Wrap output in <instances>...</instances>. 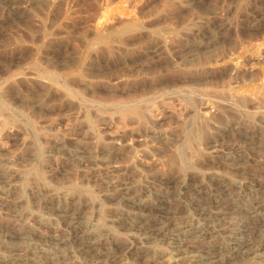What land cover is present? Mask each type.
<instances>
[{"label": "rangeland", "instance_id": "obj_1", "mask_svg": "<svg viewBox=\"0 0 264 264\" xmlns=\"http://www.w3.org/2000/svg\"><path fill=\"white\" fill-rule=\"evenodd\" d=\"M19 3L11 10L0 7V147L31 155L33 162L23 170L20 188L12 192L20 203L11 207L0 201V232L16 233L22 229L23 214L37 213L32 188L50 181L49 145L78 131L77 110L85 113L86 118L82 119L85 132L93 134L99 146L112 136L140 143L135 154L123 155L119 160L130 168L125 177L137 184L146 179L157 183L155 187L141 188L135 198L151 201L167 191L176 192L184 181L195 185L203 175L207 178L212 196L196 192L185 195L171 208L169 222L178 220L181 211L194 215L196 211L187 210L186 203H194L197 198L207 208L214 206L213 195L219 189L228 205L241 203L249 207L254 200H264V165L253 163L238 169L229 161L209 159V141L219 134L218 129L235 122L244 124L243 130L228 133L225 143L244 147L248 140L252 145L246 148L247 154L264 157L261 134L252 126L259 118V108L264 106V88H261L264 87V0H20ZM28 5L29 12L23 11ZM224 17L232 28L218 31ZM193 28L201 31L198 39L189 38ZM159 43H164L167 49L156 56L143 54ZM224 59H227L225 65L220 63ZM229 70H234V74ZM216 96L229 101L214 104ZM229 103L234 108L228 109ZM206 105L213 107L212 113L215 111L208 116H213L217 130L201 120ZM186 109L192 111L189 120L184 117ZM165 115L169 117L164 127L156 128L155 121ZM14 121L28 140V145L21 149L12 142L14 133L9 127ZM105 122L111 125L107 131L103 128ZM153 129L161 131V135L150 132ZM179 149L182 156L178 155ZM4 176L0 174V179ZM68 176L50 184L74 197L76 208L93 198L101 202L95 210L87 211L99 224L116 212L118 206L102 198L101 180L82 184L75 180L68 182ZM231 213L226 215L230 219L239 211L231 210ZM152 215L150 211V221L154 220ZM46 230L49 229L41 232L51 236L52 232ZM110 230L113 235L118 233L115 228ZM224 232L196 242L197 249L205 253L220 252L224 262L232 229L226 228ZM248 234L253 246L264 243L260 221L251 224ZM66 238L71 239V235L66 234ZM0 244H5L2 238ZM169 247L168 244L154 246L157 251L167 252ZM141 253L138 249V263L148 264L151 258L140 257ZM75 261L83 263L80 257Z\"/></svg>", "mask_w": 264, "mask_h": 264}, {"label": "bare ground", "instance_id": "obj_2", "mask_svg": "<svg viewBox=\"0 0 264 264\" xmlns=\"http://www.w3.org/2000/svg\"><path fill=\"white\" fill-rule=\"evenodd\" d=\"M19 2L20 0H11V2H8V0H0V7L11 10L17 5H20ZM187 5H189V3ZM29 7V5L24 7L23 11L29 12ZM220 21L222 27L218 26V31L232 28V24L228 21L227 17L221 18ZM189 35V38H197L201 35V31L200 29L193 28ZM165 48L167 49L164 43H159L152 48L146 49L143 54L146 56H156L164 51ZM220 63L223 65L227 64V59L220 61ZM229 71L233 72V74L235 72L234 70ZM256 91L258 90L256 89ZM240 92L246 93V91H242L241 89ZM210 96H212V94ZM223 97L220 98L218 96L214 104L220 105V103H222L221 101L224 99ZM255 97L256 96H254V98ZM263 100L261 101L263 102ZM224 101L229 100L225 99L223 103ZM230 104L231 103H229V105ZM254 105H256V103ZM208 106L206 105L202 109L204 112L202 115L200 114L201 118L203 117L201 120L208 121L210 126L217 130V127H215L216 122H213L215 120L211 119L213 116H208L209 113L213 114L215 111L213 110L214 112L212 113L213 107L211 108ZM221 106L218 107L222 108L225 104ZM231 106L232 105L225 107L229 109ZM75 112L79 121L77 123H80L78 131H74L66 138L50 141L51 144L47 152L49 158L47 164L48 179L50 181H56V179L59 177L61 178V176L69 175L68 178L70 180L68 182L75 180L82 184H87V182L90 181L94 182L96 180H101L104 184L101 191L102 198L109 204L118 206V209L109 216V219L106 220L105 223L99 224V220L96 221V217V220L89 217L87 211L95 210L101 202H95L93 198L84 202L79 208H76L74 197L57 191V189H54V186L50 184V181H39V184H37L38 182L36 181L37 185L33 186L32 193L37 199L33 200L35 201L33 207L37 213L28 214L29 212L25 211L27 214H23L20 218V221L23 223V225L21 223L22 229H19L16 233L8 234L7 232H0V238L5 242L4 245L0 244V264H139L136 259V256H138V254L136 255L138 249H141L142 252L139 254L140 257L151 258L148 264H246L247 261H249V264H264V243L258 247L253 246L248 234L249 227L254 221H260L262 227H264V200H254L249 207L241 205V203L238 205L235 203L228 205L226 203V197L221 195L220 189L217 187L219 192L213 195L214 206L207 208L201 205L199 201L200 198H197L194 203H186L187 210L194 209L196 211L194 215L185 214L181 211L180 218L174 222L171 221V223L169 222V218L171 217L170 210L174 204L178 201H182L185 195L196 192L199 195L212 196L213 190L208 187L207 178L202 174L203 178L200 183L195 185H190L184 181L179 185L178 189H176V192L168 193L167 191L160 196H155L156 198L151 201H146V198L137 199L135 195L141 188L155 187L157 181L155 183V181H151L145 177L146 180L140 184L132 183V181H130L131 179L128 180L125 177L127 176L128 170L130 172V168L127 167L128 163L125 166L122 165L119 160H121L120 158L123 157V155L128 156L135 154L140 143L138 144V142L136 143L128 140L125 141L126 139L123 140L121 136H112L106 144H101L102 146H99V143H96L95 136L85 132L86 126L85 123L83 124L82 122V119L86 118L84 115L85 113H82V110H77ZM215 115H217V113ZM258 115V120H256L254 124H251L253 128L257 129L261 134L262 141H260L263 142L264 145V106L259 108ZM5 116L4 114V117ZM168 117V115L159 117L154 123L155 127L158 129L162 126L164 127ZM184 117L186 120H189L192 117V111L186 109ZM10 118L13 119L14 117ZM9 121L11 120L9 119ZM240 123H231L226 127L224 126L225 128L218 129L219 134L209 141V159L212 161H229L233 163L235 167L238 166V169L240 166L253 163L255 165H264V157H255L247 154L248 150L246 148L252 145L248 143V140L244 143V147L235 143L233 145L225 143V138L228 133L243 130L244 124L242 125V123ZM17 124L18 123L14 121L9 128L10 131L14 133L12 138L14 147L21 149L28 145V140L25 139L26 136L23 134L24 132L22 133L19 131V124ZM206 125H208V123ZM103 126L105 131L111 128V125L106 122ZM20 129L22 130V128ZM156 130L153 129L150 132L159 133L161 135L162 132ZM255 135H257V133H255ZM244 137L246 138V136ZM178 151V155L182 156V149ZM139 152L140 151H138V153ZM176 161H178V159ZM32 162L33 156L31 155H24L18 152L17 149L8 150L0 147V174L5 175L0 179V201H2L3 204L11 206L20 203L12 192L20 188V182H22L21 179L24 175L23 170L29 168ZM136 165L133 167L135 170H138ZM131 171H133V169ZM57 182L58 180L56 183ZM65 185L68 186L66 183ZM218 185L219 184H217V186ZM241 186L242 185H239L238 187L241 188ZM243 199H245V196ZM231 210L239 211V213L236 217L230 219L226 215L229 212L231 213ZM150 211H153V221H150L148 218ZM210 215L213 217H210ZM176 216L179 217V215ZM31 220L34 222V225L30 222ZM110 228H115L120 236L116 237L118 233L115 234L116 236L113 235V231L111 232ZM226 228L232 229V233L229 235L230 239L228 242L226 241L227 259L224 262H221V257H224V255L220 252L205 253L197 249L196 242L209 238L211 234L217 235L219 232H224ZM42 229H49L48 231L52 232L53 235H46V232H41ZM227 233L228 232H226V234ZM66 234H70L71 239H67ZM8 244H10V246H8ZM157 244H168L170 246V251L155 250L154 246ZM78 257L83 260V263L76 262L80 260L75 261Z\"/></svg>", "mask_w": 264, "mask_h": 264}]
</instances>
